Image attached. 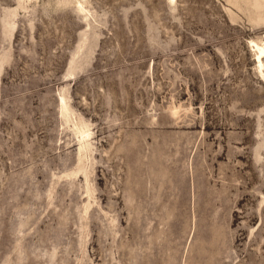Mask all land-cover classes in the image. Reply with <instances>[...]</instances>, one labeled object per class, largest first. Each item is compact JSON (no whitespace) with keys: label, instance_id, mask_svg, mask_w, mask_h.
I'll use <instances>...</instances> for the list:
<instances>
[{"label":"rangeland","instance_id":"obj_1","mask_svg":"<svg viewBox=\"0 0 264 264\" xmlns=\"http://www.w3.org/2000/svg\"><path fill=\"white\" fill-rule=\"evenodd\" d=\"M264 0H0V264H264Z\"/></svg>","mask_w":264,"mask_h":264},{"label":"bare ground","instance_id":"obj_2","mask_svg":"<svg viewBox=\"0 0 264 264\" xmlns=\"http://www.w3.org/2000/svg\"><path fill=\"white\" fill-rule=\"evenodd\" d=\"M258 49H259V52H260V54L258 56V60H259V62H262V56L264 55V48L258 47Z\"/></svg>","mask_w":264,"mask_h":264}]
</instances>
